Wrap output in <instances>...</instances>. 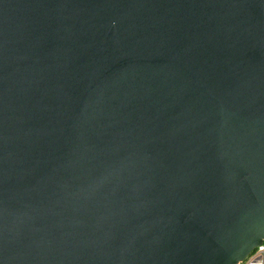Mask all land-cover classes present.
I'll use <instances>...</instances> for the list:
<instances>
[{"label":"water","instance_id":"water-1","mask_svg":"<svg viewBox=\"0 0 264 264\" xmlns=\"http://www.w3.org/2000/svg\"><path fill=\"white\" fill-rule=\"evenodd\" d=\"M263 241L264 0H0V264Z\"/></svg>","mask_w":264,"mask_h":264},{"label":"built area","instance_id":"built-area-1","mask_svg":"<svg viewBox=\"0 0 264 264\" xmlns=\"http://www.w3.org/2000/svg\"><path fill=\"white\" fill-rule=\"evenodd\" d=\"M237 264H264V242L258 245L243 261Z\"/></svg>","mask_w":264,"mask_h":264},{"label":"bare ground","instance_id":"bare-ground-1","mask_svg":"<svg viewBox=\"0 0 264 264\" xmlns=\"http://www.w3.org/2000/svg\"><path fill=\"white\" fill-rule=\"evenodd\" d=\"M264 242V241H263ZM243 261V260H242ZM240 262V261H239Z\"/></svg>","mask_w":264,"mask_h":264}]
</instances>
